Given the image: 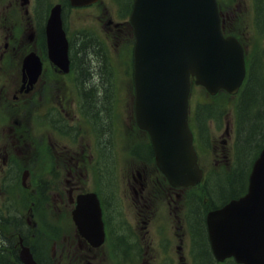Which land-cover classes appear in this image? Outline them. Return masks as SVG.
Here are the masks:
<instances>
[{
  "label": "flooded vegetation",
  "instance_id": "flooded-vegetation-1",
  "mask_svg": "<svg viewBox=\"0 0 264 264\" xmlns=\"http://www.w3.org/2000/svg\"><path fill=\"white\" fill-rule=\"evenodd\" d=\"M51 4L50 0H0V67L11 69L8 77L0 79V106L22 102L32 106L33 100L38 99L41 115L39 135L33 129L32 115L30 125L25 124L24 133L15 130L14 124L23 123L22 120L15 122L18 117L16 110L12 112V121L4 134L5 140L10 141L11 151L17 154L11 155L5 147L0 149V258L3 260L0 264H22L14 243L15 237L22 240L21 234L27 242L29 239L40 243L36 246L40 254L36 258L38 264H112L114 253L120 258L125 256L123 264H127L128 253L134 255L140 264H152V261L159 264L164 259L173 260L175 257L181 259L180 239L172 227L152 221L154 212L146 220H141L143 226H136L139 236L135 248L124 246L123 241L117 240L115 225L104 218L105 239L98 247L85 239L72 221L71 213L78 196L90 192L84 187L87 179L96 177L95 171L93 176H89L92 162L111 164L113 159L123 158L124 152L121 156L114 152L112 111L115 76L110 71L108 45L97 35H90L99 41L97 54H94L96 63L81 66L85 63L80 62L81 56L89 55L91 51L80 39L90 33L78 37L75 43L70 44L69 70L64 73L47 54L45 25ZM102 9L106 32L115 30L116 34L114 32L111 37L125 36L128 42H132L127 45L128 60L120 70L126 82L131 83L132 28L128 22L119 19L118 13L111 17L105 5ZM82 35L79 33L78 36ZM31 53H35L41 64L40 75L32 85L28 83V76L22 73L24 60ZM92 77L102 82L101 95L107 104L104 126L103 121L98 125L88 107L92 89L88 79ZM2 114L0 110V116ZM18 155H22L20 167L16 165ZM139 157L137 148L136 158ZM134 173L136 177L128 182L131 199L141 208H147L152 204V192L146 172L137 168ZM97 175L99 181L106 180L105 171L99 170ZM99 191L96 194L104 216V209L117 208L119 201L112 202L115 191L110 186ZM168 191L177 200L181 198L179 192L182 190ZM134 195L136 199H133ZM171 201H174L172 197ZM23 209L25 212L22 214ZM109 217L113 221V213ZM122 230L124 227L118 231ZM49 246L51 253L48 254L46 248Z\"/></svg>",
  "mask_w": 264,
  "mask_h": 264
},
{
  "label": "water",
  "instance_id": "water-1",
  "mask_svg": "<svg viewBox=\"0 0 264 264\" xmlns=\"http://www.w3.org/2000/svg\"><path fill=\"white\" fill-rule=\"evenodd\" d=\"M95 0H70L79 6ZM135 35L134 87L138 123L148 130L161 170L174 186L201 177L187 127L190 78L209 92L235 93L244 77L243 52L223 38L216 0H134L129 16ZM59 8L47 27L53 61L67 70V44ZM218 260L264 264V149L253 164L247 194L206 218ZM26 264H34L27 255Z\"/></svg>",
  "mask_w": 264,
  "mask_h": 264
},
{
  "label": "rangeland",
  "instance_id": "rangeland-1",
  "mask_svg": "<svg viewBox=\"0 0 264 264\" xmlns=\"http://www.w3.org/2000/svg\"><path fill=\"white\" fill-rule=\"evenodd\" d=\"M53 1V0H50ZM105 1V9H107L110 15H114L116 10V2L114 0H104ZM54 2V1H53ZM115 2V3H114ZM254 2L255 0H235L232 7L235 10L234 13H239V20L237 21V16L235 14H231L230 18L228 19V25L231 29H239V32L242 29L247 31L246 33V44L248 48H252V33L250 29V21L254 18ZM252 3V4H251ZM102 5L81 9L79 11L75 10H66L64 11V21L65 27L68 30V33L73 37V40L76 42L75 32H85V33H92V35H97L100 39L106 41L107 47V54L110 64V71H113V94L115 95V99H113V144H114V152L116 156H121L123 150L125 148V144L130 143V139L132 138L134 131L132 129V114H131V95L129 94V84L127 85L126 80L124 79V75L120 73L122 66L125 62V40L123 37L119 38H111L110 34L106 32V28L104 26L105 18L104 13L101 8ZM252 9V10H251ZM249 31H248V27ZM113 34V33H112ZM110 36V37H109ZM109 38V39H108ZM104 41V42H105ZM115 43H119L115 45ZM11 72V69L7 67H0V79L4 77H8V74ZM1 81V80H0ZM39 92V91H38ZM40 95L36 96L39 97ZM203 92L196 87H193L191 90V99H190V106H191V113L193 108L199 100H202ZM10 98L12 99V93H10ZM203 100H209L207 97H203ZM235 98H230L225 95H220L218 101H222L226 106L227 114L223 119L222 125L219 129L214 126L210 127L211 130V148L205 152L200 153V164L201 166L208 169L210 165L213 163V160L221 158L225 154H228L230 148V141L228 144L225 143L224 139H229V135L232 132V123L234 124V118L232 116L231 107L234 103ZM42 101V99H41ZM48 102V100H45ZM0 110L3 114L0 116V149L5 147V149H9L11 155L14 156V153L17 154L16 151H11L10 141H6L4 138V134L6 133L7 125L12 121V112L16 110L18 117L16 116L15 122H19L20 120L23 123L14 124L15 130L17 132L24 133L25 132V124L30 125V117L32 115V124L37 119V115L40 113V102L38 99L33 100V105L28 106L25 102L14 106H8L7 104L0 106ZM30 113V114H29ZM29 114V115H28ZM229 120V129L231 128V132L226 134L225 129V120ZM26 120V123H25ZM33 129L37 135H39V129L41 127L36 126L33 124ZM131 144V143H130ZM141 151V149H140ZM22 155H18L19 160L16 161V165L20 167V157ZM123 158H117L116 163L113 164V178L116 177V182L113 181V189L116 190L117 199L121 200L120 208L117 210V213L120 215L122 214V220L129 223L127 226L133 231H136V226H143L141 220L146 218L154 212V215L157 211V204H151L147 208H141L139 203H135L131 197V191L129 193L128 190V182L132 179L133 176L136 177V173H134L135 166L132 168H127V163L124 162ZM134 173V175H132ZM90 176V175H89ZM85 189L90 190L94 187V180L90 177L87 179V184L84 185ZM113 195V196H115ZM136 199L135 195L134 198ZM139 208H138V207ZM137 207V208H136ZM23 209L22 214L25 212ZM26 215V214H25ZM23 216V218L25 217ZM56 216V214H53ZM154 217V216H153ZM177 218V211L173 207H170L168 210V214L165 216V220L167 224L172 227L175 231V219ZM38 232H36L37 234ZM175 233H177L175 231ZM23 241L25 242V237H23ZM16 250H19V238L15 237L14 239ZM24 244V243H23ZM27 244H33L32 240L28 239ZM38 245L40 243L37 242ZM188 237H187V245H188ZM50 251V246L48 248ZM58 254V253H57ZM187 264H190V258L187 254Z\"/></svg>",
  "mask_w": 264,
  "mask_h": 264
},
{
  "label": "trees",
  "instance_id": "trees-1",
  "mask_svg": "<svg viewBox=\"0 0 264 264\" xmlns=\"http://www.w3.org/2000/svg\"><path fill=\"white\" fill-rule=\"evenodd\" d=\"M256 21L257 26L264 30V0H256ZM81 43L87 44L89 55H82L81 61H85L81 66H89L95 64V55L97 54V40L91 36L81 38ZM85 52V51H84ZM83 52V54H84ZM79 60V59H78ZM96 68V67H95ZM94 74H92L93 76ZM88 84L92 89L89 94L88 107L92 110L94 119L102 125L106 124V108L107 104L102 99V82L99 83L96 77L88 79ZM197 116L201 127L204 128L206 119L217 118L220 120L224 114V110L215 105H202ZM238 138L237 153L235 156L236 163L231 171L224 170L217 172L208 177L204 182V189L207 194V203L202 204L201 198H195L191 204V225L193 234L198 235L200 242L199 254L201 264H216L211 258L207 246L204 228V212L207 207H217L232 198L241 196L246 189L247 173L250 168L251 161L264 143V71L262 64L255 62L249 72L243 90L238 99ZM204 132V131H203ZM202 132V133H203ZM147 155L150 149H144ZM198 258V257H197ZM0 258V263H2ZM17 261V260H16Z\"/></svg>",
  "mask_w": 264,
  "mask_h": 264
}]
</instances>
